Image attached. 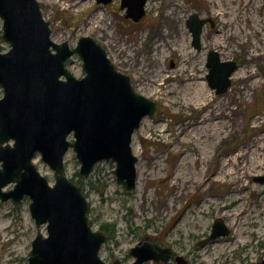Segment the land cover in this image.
I'll return each instance as SVG.
<instances>
[{
  "label": "rangeland",
  "instance_id": "1",
  "mask_svg": "<svg viewBox=\"0 0 264 264\" xmlns=\"http://www.w3.org/2000/svg\"><path fill=\"white\" fill-rule=\"evenodd\" d=\"M38 1L43 18L49 21L51 39L57 43L68 41L69 47H73L81 36L94 38L106 49L116 69L129 75L133 89L157 102V114L145 115L133 131L130 143L137 157L138 177L131 191L117 182L112 160L98 161L87 177H81L80 162L73 148L65 152L64 174L82 188L88 203L89 225L106 234L98 251L101 259L110 263L119 259L122 264H132L135 256L130 249L149 243L168 247L171 256L166 262L148 259L142 264H179L177 256L186 264L263 262L264 180L258 178L264 175V169L248 172L242 179L241 189L237 184L222 181L171 182L173 175L180 173L178 160L182 158L185 142L182 146L177 138L185 131L182 129L184 118L194 121L210 112L201 101L190 97V89L183 80L187 73L194 76L188 81L203 83L213 100L211 105L222 108L221 122L229 123L230 128L225 140L218 139V134L214 136L208 149L213 158L201 180L211 178L215 170L220 171L223 164L220 154L233 148L235 151L247 148L251 140L256 144L257 136L264 133V55L250 56L253 54L250 44L259 36L253 26L263 28L264 34V0H224L228 13L234 8L238 17L219 11L217 4L221 0H150L145 5V15L138 21L126 17L122 0ZM194 13L200 18H210L202 30L200 49L191 43L192 33L186 23ZM228 19L231 26L225 22ZM2 24L0 17V51H7L10 45L3 39ZM231 29L234 34H230ZM211 50L220 55L221 61L235 60L238 64L230 77V86L223 93H216L207 80L206 62ZM82 63L73 54L65 66L79 78L85 74ZM246 70L256 71L247 89L239 81ZM2 94L0 85V98ZM184 97L190 105L180 107L178 101H186ZM224 103L228 109L223 107ZM232 109H236L234 116ZM193 130L208 134L209 126ZM260 143L264 144V140ZM192 161L185 165L184 171L191 167L195 174L200 162ZM33 162L53 184L54 171L39 153ZM171 172H174L172 179ZM12 187L10 183L3 189ZM236 197H239L237 202L223 209L224 204ZM30 202L28 196L18 204L10 198L0 199V264L28 263L31 242L37 234V225L29 211ZM249 213L247 220L240 221ZM218 217L227 225L229 233L201 244ZM202 218L205 224H196ZM101 225L107 228L101 229ZM40 232L47 235L45 224L40 226Z\"/></svg>",
  "mask_w": 264,
  "mask_h": 264
},
{
  "label": "water",
  "instance_id": "2",
  "mask_svg": "<svg viewBox=\"0 0 264 264\" xmlns=\"http://www.w3.org/2000/svg\"><path fill=\"white\" fill-rule=\"evenodd\" d=\"M146 1L122 0L121 7L126 8V17L138 21L145 15ZM0 17L3 39L10 45L0 51V199L20 203L25 196L30 198L37 234L27 264H122L99 256L106 234L89 225L87 199L65 176L64 155L73 148L81 177H87L98 161L112 160L117 182L131 191L137 177V157L130 143L133 131L145 115L157 114V102L133 89L129 75L116 69L94 38L81 36L73 47L51 39L38 0H0ZM209 21L195 13L186 21L196 49ZM73 54L83 62L85 74L79 78L65 66ZM208 54L209 86L223 93L238 64L221 61L215 50ZM36 153L53 169V184L36 168ZM258 179L264 180V175ZM10 183L11 189H3ZM42 224L47 236L40 232ZM212 225L201 244L229 233L220 217ZM130 250L135 256L132 264L148 259L166 262L172 252L149 243ZM176 259L186 264L181 256Z\"/></svg>",
  "mask_w": 264,
  "mask_h": 264
},
{
  "label": "bare ground",
  "instance_id": "3",
  "mask_svg": "<svg viewBox=\"0 0 264 264\" xmlns=\"http://www.w3.org/2000/svg\"><path fill=\"white\" fill-rule=\"evenodd\" d=\"M224 2H225L224 0H221L219 4H217V8L219 11L221 10L225 15V14H229L228 13L229 11L227 10V7L225 5L226 3L224 4ZM146 5H148V3ZM229 10H230V14L228 15L229 17L231 15H233L234 17L240 16L238 13H236V10H234V8H230ZM225 22L227 23V26H231L230 19L225 20ZM253 31L259 33V36L255 41H253L250 44V47L252 48V52H253V54L250 56L251 58L257 56L261 57L262 55H264V38L262 37L263 28L254 25ZM230 34H234V32H232V29ZM255 72L256 71L253 70H246L244 76L239 77V81L241 82V85L244 86V88L245 87L246 89L248 88L249 86L248 82H250L255 77L256 75ZM193 78H194L193 74L190 75V73H187V75L183 77V80L187 82L186 87L190 89V94H191L190 97L193 98L194 100L201 101L202 103L201 105L207 106L206 110L209 109L210 112L205 114L203 113L201 116L197 117V119L194 121L193 120L191 121V119L184 118L185 121L183 122L182 129H184L185 131H183L181 136L177 138V141L181 145L185 142V147L181 150L182 158L179 159L180 161L178 160V162L180 163L179 164L180 166L178 167V169H180L179 170L180 173L179 172L178 174L176 173L177 175L175 174V176L173 175L174 172L170 173L171 179L173 175V181L171 183L175 184L176 182H179L180 184H184V183L194 184L197 181L198 183L204 182L206 184L208 182L212 183L216 181H222V182H230L232 183V185L237 184L240 187L239 189H241L243 187L242 179L245 177L246 174H248V172H252V173L259 172L264 169V144L260 143L261 141L264 140V133L262 135L257 136V141L259 142L256 144L253 143V141L251 140L248 144L249 147L247 148L241 150L236 148L237 149L236 151L233 148L230 149L229 151L226 150V153L220 154V158L223 161L220 171L215 170L211 178L206 177L203 180H201V177L204 174L203 171H205L206 167L210 164V161H212L213 158V155L210 154V151H208V149H209V145L212 144L214 141V136L218 134L219 135L218 139L223 141L225 140V138L229 136L230 128H229V123L221 122L220 119L223 117H221L222 111H220V109L222 108L219 107L217 104L211 105L213 100L212 98L208 97L206 87L203 85V83L188 81ZM185 99L186 101L181 99L178 101L179 103L176 101L175 102L178 103L180 107H186L190 104H189V100L187 98ZM223 107H225V109H228L226 103H224ZM235 110L232 109V113H231L232 116L235 115L236 112ZM211 115H213V117H211ZM205 125L209 126L208 134L207 133L200 134L198 131L193 130V129H201ZM164 129L165 128H162V130ZM225 130H226V134L223 135ZM209 139H211L212 141ZM201 140H203V142ZM200 141L201 143H203L201 148L200 146H198V143ZM191 159L193 160L192 162H194V164H196V161L200 162L198 171L195 174L193 173V169H191V167H188V169L184 171L186 169L185 165L189 164ZM178 169H176V171H178ZM239 197H242L241 193L239 194ZM239 197H236L235 199L229 201L227 204H224L222 206L223 209L227 210L231 204H234L233 202H237L239 200ZM242 211H243L242 209L239 210V213H241ZM250 216L251 213L246 214V216L244 215L243 217H241L240 221H245ZM200 220L196 224L204 225L205 220H203V218Z\"/></svg>",
  "mask_w": 264,
  "mask_h": 264
},
{
  "label": "flooded vegetation",
  "instance_id": "4",
  "mask_svg": "<svg viewBox=\"0 0 264 264\" xmlns=\"http://www.w3.org/2000/svg\"><path fill=\"white\" fill-rule=\"evenodd\" d=\"M149 1H150V0L146 1V4H147ZM151 1H152V0H151ZM146 7H147V5H146ZM131 20H132V19H131ZM137 177H138V175H137ZM102 228H103V227H102ZM102 228H101V229H102Z\"/></svg>",
  "mask_w": 264,
  "mask_h": 264
},
{
  "label": "trees",
  "instance_id": "5",
  "mask_svg": "<svg viewBox=\"0 0 264 264\" xmlns=\"http://www.w3.org/2000/svg\"><path fill=\"white\" fill-rule=\"evenodd\" d=\"M102 227H106V226H104V225L102 226V225H101V228H102ZM106 228H107V227H106Z\"/></svg>",
  "mask_w": 264,
  "mask_h": 264
}]
</instances>
